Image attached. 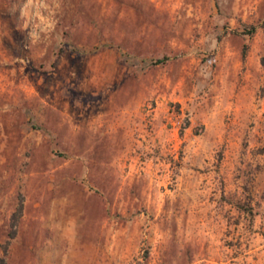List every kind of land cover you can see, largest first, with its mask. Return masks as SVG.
I'll return each mask as SVG.
<instances>
[{
    "label": "rangeland",
    "instance_id": "rangeland-1",
    "mask_svg": "<svg viewBox=\"0 0 264 264\" xmlns=\"http://www.w3.org/2000/svg\"><path fill=\"white\" fill-rule=\"evenodd\" d=\"M0 264H264V0H0Z\"/></svg>",
    "mask_w": 264,
    "mask_h": 264
},
{
    "label": "trees",
    "instance_id": "trees-1",
    "mask_svg": "<svg viewBox=\"0 0 264 264\" xmlns=\"http://www.w3.org/2000/svg\"><path fill=\"white\" fill-rule=\"evenodd\" d=\"M254 29L251 31V34H254ZM246 56H247V50H246V48H245V50H244V52H243V60L245 61L246 60ZM168 60V58L167 57H164V58H162V59H158V60H156V61H154V64H164V63H166V61Z\"/></svg>",
    "mask_w": 264,
    "mask_h": 264
}]
</instances>
